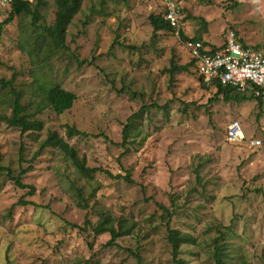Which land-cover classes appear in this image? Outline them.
I'll list each match as a JSON object with an SVG mask.
<instances>
[{
	"label": "rangeland",
	"instance_id": "obj_1",
	"mask_svg": "<svg viewBox=\"0 0 264 264\" xmlns=\"http://www.w3.org/2000/svg\"><path fill=\"white\" fill-rule=\"evenodd\" d=\"M45 1L36 25L31 16L8 24L7 12L0 16V79L14 78L22 104L45 123L22 137L0 119L1 164L17 175L23 144L22 181L34 188L27 195L0 172V264H176L160 205L173 229L196 240L181 249L184 264H216L217 248L226 264H264V146L249 145L264 139L257 101L227 102L202 86L187 41L154 31L150 18L164 13V0H84L56 53L35 43L57 11L56 0ZM180 1L187 39L221 47L234 32L264 45V0ZM173 63L182 71L171 75ZM49 85L76 95L71 110L44 106ZM1 97L0 116L10 114ZM232 121L242 144L227 141ZM67 126L87 136L71 139ZM51 131L98 171L83 177L53 149L33 159ZM107 214L130 227L114 246L87 224Z\"/></svg>",
	"mask_w": 264,
	"mask_h": 264
},
{
	"label": "trees",
	"instance_id": "obj_2",
	"mask_svg": "<svg viewBox=\"0 0 264 264\" xmlns=\"http://www.w3.org/2000/svg\"><path fill=\"white\" fill-rule=\"evenodd\" d=\"M84 0H56L57 11L55 14L54 23L51 26L44 27L43 31L40 32L37 41H35L36 46L38 42L42 47H48V51L51 53H56L67 48L66 46V38L68 29L71 26L75 17L82 11ZM45 0H33V1H16L14 5L11 7V10L7 12L8 18L4 21L6 24L12 22L16 16H31L33 19V24L36 25L38 21L42 19V10L46 7ZM151 24L154 27L155 32L159 31H167V32H176L174 29L170 27V24L165 20L164 13L157 16H151ZM180 37L182 40L187 42H202L205 46H209L212 48L213 52L221 49L220 47H213L212 45L205 42L202 38H194L187 39V37L180 31ZM240 39V38H239ZM243 42V40L240 39ZM244 43V42H243ZM245 44V43H244ZM253 47V46H252ZM262 46H254V49H262ZM211 52V53H213ZM193 65H196L197 60L195 58L192 59ZM187 70V67H184ZM182 71L180 67H178L175 63H173L172 68L170 69L171 75L175 72ZM201 78V76H200ZM16 80L10 79H0V91H1V104L2 106H7L11 110L10 114H2L0 116L1 121L5 122L8 126L14 127L20 130L22 137L24 135H30L33 133H41L45 129V123L38 119L34 114L29 113V109L27 106L22 104L23 94L21 91H18L15 86ZM202 82V79H201ZM202 86L205 88H213L208 87L203 84ZM216 92V96L222 95L224 100L227 102L234 101L237 103H241L243 101L248 100H256L255 96L251 93V91H247L245 93L238 92L237 90L224 86L219 82L214 84V88ZM43 99L44 106L51 108L57 115H63L65 112L72 109L76 102V95L60 85H49L45 89H43ZM257 101V100H256ZM259 108L263 110V104L260 101H257ZM67 135L69 138L74 137H86L87 134L85 132H81L76 127L67 126ZM124 138H127V128L124 133ZM38 150L35 152L33 159L40 157L45 151L49 149H53L60 153L70 164L76 169V171L83 177H92L98 169L96 168H88L85 162L79 157L78 151L71 146L57 131H51L48 133L46 139H44L39 144ZM24 147L22 144V148L20 149V171L17 175H14V172L5 166H2L0 159V172H7V175L15 182V185L20 189H30V192L27 195L34 194V188L32 186H28L23 183L22 179L26 174L27 170L22 167L23 162H25L24 158ZM110 177L115 179H124L128 183H132L133 181L130 178V175L127 176H113L110 172L105 171ZM81 197V194H80ZM20 204L27 205H35L33 202L20 200ZM81 206V205H80ZM164 213L168 216L166 227L168 231L167 240L172 248L173 260L176 264H184L182 259H180L181 249L186 245H193L196 243V240L190 234L182 233L178 230H175L171 227V213L165 207L161 206ZM125 220L116 222L114 218L107 214L102 216L100 221L96 226H92V224L87 220V224L91 225L92 230L95 236H100L104 234H109L111 240L107 245L114 246L117 245V241L127 235L130 234V227L125 224ZM74 228H78V226H74ZM216 249V247H215ZM214 259L216 264H226L223 260V256L219 248L214 251Z\"/></svg>",
	"mask_w": 264,
	"mask_h": 264
},
{
	"label": "built area",
	"instance_id": "obj_3",
	"mask_svg": "<svg viewBox=\"0 0 264 264\" xmlns=\"http://www.w3.org/2000/svg\"><path fill=\"white\" fill-rule=\"evenodd\" d=\"M16 1L27 0H0V16L9 12ZM164 5V18L179 36L185 18L182 3L180 0H164ZM186 47L191 57L197 60L204 85L214 88V84L219 82L238 92L251 91L256 100L263 104L264 111V50L244 44L234 32H229L225 43L216 52L202 42H187ZM226 138L236 145L246 141L239 121L230 123ZM249 145L253 149H260L264 146V139H251Z\"/></svg>",
	"mask_w": 264,
	"mask_h": 264
},
{
	"label": "crops",
	"instance_id": "obj_4",
	"mask_svg": "<svg viewBox=\"0 0 264 264\" xmlns=\"http://www.w3.org/2000/svg\"><path fill=\"white\" fill-rule=\"evenodd\" d=\"M240 39H241V38H240ZM241 40H242V39H241ZM243 42H244L246 45H248V46H252V45H249L248 43H246L245 41H243ZM222 46H223V45H222ZM222 46H221V47H222ZM199 74H200V73H199Z\"/></svg>",
	"mask_w": 264,
	"mask_h": 264
}]
</instances>
